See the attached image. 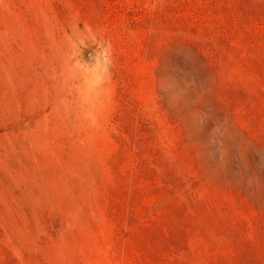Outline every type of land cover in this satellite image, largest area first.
Here are the masks:
<instances>
[{
  "label": "rangeland",
  "instance_id": "1",
  "mask_svg": "<svg viewBox=\"0 0 264 264\" xmlns=\"http://www.w3.org/2000/svg\"><path fill=\"white\" fill-rule=\"evenodd\" d=\"M0 264H264V0H0Z\"/></svg>",
  "mask_w": 264,
  "mask_h": 264
}]
</instances>
